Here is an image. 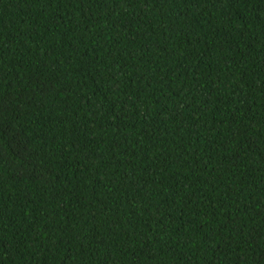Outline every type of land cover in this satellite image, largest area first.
<instances>
[{
	"label": "trees",
	"instance_id": "1",
	"mask_svg": "<svg viewBox=\"0 0 264 264\" xmlns=\"http://www.w3.org/2000/svg\"><path fill=\"white\" fill-rule=\"evenodd\" d=\"M0 264H264V0H0Z\"/></svg>",
	"mask_w": 264,
	"mask_h": 264
}]
</instances>
